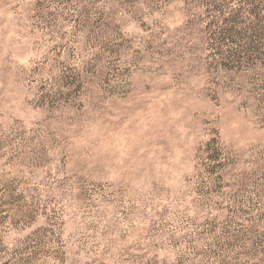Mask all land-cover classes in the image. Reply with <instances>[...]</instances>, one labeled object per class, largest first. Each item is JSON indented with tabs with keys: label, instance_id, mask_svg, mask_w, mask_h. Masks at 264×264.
<instances>
[{
	"label": "rangeland",
	"instance_id": "1",
	"mask_svg": "<svg viewBox=\"0 0 264 264\" xmlns=\"http://www.w3.org/2000/svg\"><path fill=\"white\" fill-rule=\"evenodd\" d=\"M0 264H264V0H0Z\"/></svg>",
	"mask_w": 264,
	"mask_h": 264
}]
</instances>
